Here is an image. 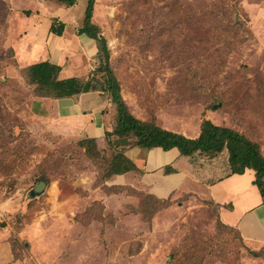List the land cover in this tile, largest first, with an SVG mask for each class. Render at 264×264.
Instances as JSON below:
<instances>
[{"label": "rangeland", "instance_id": "obj_1", "mask_svg": "<svg viewBox=\"0 0 264 264\" xmlns=\"http://www.w3.org/2000/svg\"><path fill=\"white\" fill-rule=\"evenodd\" d=\"M44 1L21 5L37 27L65 22L69 39L53 37L49 24L38 57L24 62L14 47L22 34L10 39L16 16H30L0 0V264H264V244L248 243L201 193L152 191L169 165L107 177L119 152L136 163L137 152L149 158L134 134L105 131L95 158L81 145L84 133L32 111L34 98L47 94L28 67L51 61L55 43L59 61L51 62L90 72L113 128L118 118L97 43L78 34L88 1ZM93 22L133 115L187 137L208 119L243 134L264 157V0H95ZM74 39L91 48V59L69 46ZM189 160L210 172L207 184L232 174L227 149ZM41 181L45 190L33 196Z\"/></svg>", "mask_w": 264, "mask_h": 264}, {"label": "crops", "instance_id": "obj_2", "mask_svg": "<svg viewBox=\"0 0 264 264\" xmlns=\"http://www.w3.org/2000/svg\"><path fill=\"white\" fill-rule=\"evenodd\" d=\"M11 2L12 3L9 4L10 7L12 5L13 9L16 11L18 10V13L23 9L29 10L21 5L25 3V0H11ZM44 2L47 3L46 0ZM40 4L41 2L39 5ZM20 17L22 18L21 12L20 16L17 15L15 18L16 24L12 26L11 34L13 36L10 41L15 35L19 36L21 33L22 37H20V41L14 46L16 49L15 51L18 56L22 57L24 62H33V59L38 57L37 53L40 51L42 45L41 42L43 41V38L40 34L43 32L44 27L49 29L52 22L49 23L50 27L49 24H47V26L42 25L41 27H37L36 23L30 22L31 16L28 17L29 19L23 18L24 20H22V22L24 23L21 22ZM26 30H28V32ZM51 35L53 37L58 36L53 35V33H51ZM62 36L68 37L67 33H64ZM84 39L86 40V36L82 40ZM88 39L94 41L90 38ZM76 41L77 40L75 39L71 41L72 45L69 46L73 47V50L76 52L81 51L83 56L86 55L88 59H91L93 57L91 48L89 47L90 53L87 50L86 52L84 42L83 44L81 43V45L77 44ZM86 43L88 44L87 40ZM50 46L51 48L53 47L52 50H50L51 61H56L55 59L58 55L56 57L55 53L58 50V47L55 43ZM82 50H84V54ZM96 53H98V48ZM67 69L66 66L62 69L60 73L62 79L73 76L87 78L91 74L89 72L90 74L88 73L87 76L83 74L77 75L76 69H74L73 73H69V71H66ZM102 93L103 95L101 96ZM104 94V91H91L64 98L42 96L34 98L32 111L40 110L48 112V114H50L49 118L52 119L53 122L57 121L64 124L65 129L66 125H68L77 135H79L78 137L85 134V138H94L97 144L101 145L100 143L106 140V132L108 130L112 131L113 129L112 123L110 124L109 122V114L105 112V108H102L105 107L104 105L106 104L102 103L103 99L106 97ZM53 116L55 118H53ZM199 134L200 133L191 138L198 137ZM147 152L148 151L145 152L143 157L140 153H135L137 156L136 158L140 159L138 163L134 162L131 158L142 172L143 170H147L148 167H161L163 164H165V166L171 165L176 169L175 173L162 174L159 175L160 177L154 175L159 178L158 185L152 189L156 195L164 197L175 190L183 192L191 190L196 193H201L204 197L219 206L220 217L224 223L236 228L248 243L252 245L264 244V201L258 186L254 184L255 174L253 170L247 169L243 174H230L224 177L219 176L218 179L207 184L205 183V176H210V172L207 175L200 174L196 171L198 164L194 165L190 162L188 157L180 156L176 149L169 151H164L159 147L150 149L148 159L145 158ZM217 174L219 175L218 172L213 171L211 175L212 177H215ZM147 176L149 175L146 174V177ZM163 181H165L167 185H165ZM162 187L165 188L162 189Z\"/></svg>", "mask_w": 264, "mask_h": 264}, {"label": "trees", "instance_id": "obj_3", "mask_svg": "<svg viewBox=\"0 0 264 264\" xmlns=\"http://www.w3.org/2000/svg\"><path fill=\"white\" fill-rule=\"evenodd\" d=\"M48 1V0H46ZM63 6L71 7L77 4L78 0H57ZM88 4L85 10L83 24L78 31L79 35H84L95 40L100 56V66L98 71L102 75L107 73V83L105 89L111 91L113 101L118 106L117 125L112 129V133L120 139L134 134L137 138V144L146 149L156 147L164 151L176 149L182 157H195L200 154L216 155L224 151L229 152V161L232 174H243L246 169H254L257 174L254 184L258 186L262 199L264 201V157L257 149V145L236 130L225 126L214 124L211 120H204L201 124V131L198 137L191 138L184 134L168 131L157 122H146L133 115L127 108L120 93L119 84L113 76L109 66V49L107 40L101 36L98 26L93 22V10L95 0H87ZM30 16L31 11H25ZM67 24L60 19L55 18L52 21L50 32L62 36ZM104 54L102 59L101 54ZM62 68L60 65L49 60L32 64L28 67L31 80L39 84L46 92V96L54 98L72 97L77 94L95 91L97 88L92 76L90 77H68L60 79ZM112 123V127H113ZM86 153L92 157L98 158L101 152L94 138H85L81 142ZM196 161V160H195ZM138 171L137 165L125 153H117L112 161L108 176L121 175L130 171ZM176 169L172 166L165 168V173H175Z\"/></svg>", "mask_w": 264, "mask_h": 264}, {"label": "water", "instance_id": "obj_4", "mask_svg": "<svg viewBox=\"0 0 264 264\" xmlns=\"http://www.w3.org/2000/svg\"><path fill=\"white\" fill-rule=\"evenodd\" d=\"M46 186H47V182H45V181H41V182H39V183L35 186V188L33 189V191H32V195H33V196H36V195L41 194V193L45 190Z\"/></svg>", "mask_w": 264, "mask_h": 264}]
</instances>
